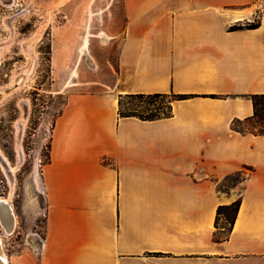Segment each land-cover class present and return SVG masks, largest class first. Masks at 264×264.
<instances>
[{"label":"crops","instance_id":"crops-1","mask_svg":"<svg viewBox=\"0 0 264 264\" xmlns=\"http://www.w3.org/2000/svg\"><path fill=\"white\" fill-rule=\"evenodd\" d=\"M94 7L123 18L106 29L122 40L117 67L91 83L96 91L67 98L42 167L43 244L8 264H264V132L253 125V98L264 96V0ZM138 94L185 99L169 118L120 117L121 96ZM236 121L250 128L234 130ZM238 199L229 237L216 240L219 206Z\"/></svg>","mask_w":264,"mask_h":264},{"label":"rangeland","instance_id":"rangeland-1","mask_svg":"<svg viewBox=\"0 0 264 264\" xmlns=\"http://www.w3.org/2000/svg\"><path fill=\"white\" fill-rule=\"evenodd\" d=\"M94 4L0 0V199H7L16 215L11 234L0 222L7 257L43 244L47 197L42 167L49 161L52 128L67 98L96 91L100 87L91 83L111 79L117 67L122 40H112L106 29L122 25L123 18L96 16ZM170 100L172 96L165 102ZM124 102V109L146 107L135 100ZM258 110L255 125L260 129L264 99ZM240 179L234 175L222 182L221 191ZM219 227L227 228L223 218Z\"/></svg>","mask_w":264,"mask_h":264},{"label":"trees","instance_id":"trees-1","mask_svg":"<svg viewBox=\"0 0 264 264\" xmlns=\"http://www.w3.org/2000/svg\"><path fill=\"white\" fill-rule=\"evenodd\" d=\"M259 26H260V22L258 21L256 23L247 24L244 26L241 24L235 25V26H232L230 30L231 31H238V30H243V29L254 30V29L259 28ZM168 96H172V100L165 102ZM126 99L138 101L139 103L145 105L146 107L143 110H139L134 107H129L127 109H124V106H125L124 101ZM182 99H185V97L178 96V95H163V94H155V95L138 94V95L121 96L120 101H119V115L120 117H136L141 120H157V119H162V118H169L172 116V103L176 100H182ZM260 99H264V96H255L253 98V101L256 107V113L254 117L255 123L253 125L258 133L264 132V121L261 123L260 129L256 127L257 120L259 119L258 107H259ZM242 125L243 124L241 122L236 121L233 123V129L238 130V131H243V129H241ZM237 175L240 178H242L241 174H237ZM230 177H228L225 181H227ZM240 205H241V199H238L237 201H235L234 203L230 205L219 206L217 210L216 227L219 228V222L221 218H223L227 224V228L222 227L223 229L222 237L217 238L216 240H221L222 238L227 239L229 237L232 231L235 219L239 212Z\"/></svg>","mask_w":264,"mask_h":264},{"label":"bare ground","instance_id":"bare-ground-1","mask_svg":"<svg viewBox=\"0 0 264 264\" xmlns=\"http://www.w3.org/2000/svg\"><path fill=\"white\" fill-rule=\"evenodd\" d=\"M34 181H38L36 173H35ZM0 222L8 234H11L16 226V215L14 209L12 205L9 203V201L4 198L0 199ZM0 264H8L7 256L3 250V241L1 238H0Z\"/></svg>","mask_w":264,"mask_h":264}]
</instances>
